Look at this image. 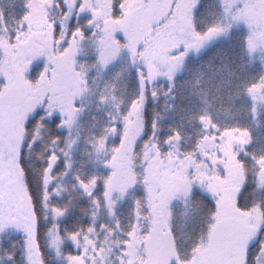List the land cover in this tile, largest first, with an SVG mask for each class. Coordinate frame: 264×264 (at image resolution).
Instances as JSON below:
<instances>
[{
  "label": "trees",
  "instance_id": "obj_1",
  "mask_svg": "<svg viewBox=\"0 0 264 264\" xmlns=\"http://www.w3.org/2000/svg\"><path fill=\"white\" fill-rule=\"evenodd\" d=\"M33 1L0 0V43L15 46ZM85 1L74 0L69 7L65 0H56L48 14L56 55L64 56L75 45L80 49L76 64L85 91L75 105V124L72 130L66 128V109L48 97L24 127L20 165L36 215L42 264H64L56 256V239L63 257L72 259L93 257L113 246L118 254L119 246L129 244L136 219L145 236L149 231L145 157L155 150L164 160L171 154L199 160L201 144L209 135L205 121L221 133L249 134L247 154L239 156L245 187L238 207L244 213L259 210L264 222V186L260 184L264 107L250 99V91L264 81V62L249 53V32L230 19L224 0H200L193 28L198 39L213 38L187 58L172 84L157 80L145 89L140 82V73L146 78L144 63L132 58L119 32L114 39L119 57L108 67L100 62L104 36L93 16L81 11ZM129 1L111 0V17L118 26L126 21ZM78 28L81 31L73 36ZM2 61L0 52V69ZM41 68L33 66L29 82L38 83ZM5 87L0 77V94ZM141 98L144 135L131 159L136 185L112 209L108 202L111 166L123 144L125 121ZM192 179L188 195L170 204V237L177 259L170 264H193L215 226L216 202ZM262 240L264 226L249 247V260ZM114 254L111 263L119 264ZM0 264H29L23 233L9 232L0 239Z\"/></svg>",
  "mask_w": 264,
  "mask_h": 264
},
{
  "label": "rangeland",
  "instance_id": "obj_2",
  "mask_svg": "<svg viewBox=\"0 0 264 264\" xmlns=\"http://www.w3.org/2000/svg\"><path fill=\"white\" fill-rule=\"evenodd\" d=\"M55 1L31 2L24 32L17 36L15 46L0 43V77L6 82L0 94V239L9 232L23 233L29 264L42 261L36 245V215L20 165L24 127L46 98L51 97L52 103L66 109L65 127L72 130L75 105L85 91V81L76 64L79 46L75 45L64 56L56 55L48 19ZM199 3L200 0H130L125 8L126 21L120 26L111 17V0H86L81 11L93 16L96 29L104 36L100 62L108 67L119 57L120 48L114 41L119 32L127 41L132 58L144 63L146 78L140 73V82L145 89L147 83L153 85L157 80L172 84L182 73L187 58L213 38L211 35L206 42L197 38L193 13ZM65 4L73 7L75 2L65 0ZM224 6L230 19L248 30L249 53L264 62V0H224ZM36 64L42 66L41 77L37 84H32L27 76ZM250 99L255 106L264 107V81L250 91ZM142 110L141 98L125 121L123 144L111 166L108 202L112 209L136 185L131 159L134 146L144 135ZM203 124L209 135L201 144L199 160L177 154L164 160L155 150L145 157L149 224L145 236L141 221L136 219L129 244L119 246L118 254H114L113 246L103 253L97 251L93 257L72 259L63 257L56 239L58 260L64 264H112L114 254L119 264L175 262L169 208L175 199L188 195L189 179L193 178L192 182L215 202L219 200L212 236L198 251L193 264H245V250L258 239L264 226L259 210L244 213L238 207L245 187L239 156L247 154L250 136L246 132L221 133L209 121ZM260 184L264 186V169Z\"/></svg>",
  "mask_w": 264,
  "mask_h": 264
},
{
  "label": "snow or ice",
  "instance_id": "obj_3",
  "mask_svg": "<svg viewBox=\"0 0 264 264\" xmlns=\"http://www.w3.org/2000/svg\"><path fill=\"white\" fill-rule=\"evenodd\" d=\"M81 31V29H76V31L73 33V36L76 35V32ZM66 35V34H65ZM142 75V74H141ZM217 204H219V200L217 199ZM245 264H264V240L260 242V248L258 252L251 257L249 260L248 258V249L245 250Z\"/></svg>",
  "mask_w": 264,
  "mask_h": 264
}]
</instances>
